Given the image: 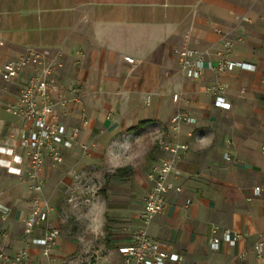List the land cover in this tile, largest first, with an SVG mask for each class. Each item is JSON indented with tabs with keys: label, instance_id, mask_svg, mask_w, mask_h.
<instances>
[{
	"label": "crops",
	"instance_id": "crops-1",
	"mask_svg": "<svg viewBox=\"0 0 264 264\" xmlns=\"http://www.w3.org/2000/svg\"><path fill=\"white\" fill-rule=\"evenodd\" d=\"M224 39L233 42L227 58L255 67L216 72ZM183 47L204 52L202 77L181 71L176 49ZM28 48L61 52L52 96L66 100L59 110L67 133L78 129L63 147V161L45 155L43 195L51 205L49 225L60 235L48 255L43 245L31 243L30 264H63L81 248L66 233L68 212L79 208L65 193H77L76 176L85 175L83 169L115 160L112 150V155L101 151L108 139L118 143V191L129 195L118 200V220L106 228L105 244L101 205L86 206L84 253L97 244L108 249L96 261L84 257V264H123L119 248L140 224L151 166L168 153L161 140L189 145L176 161L177 172L169 175L174 188L165 207L148 227L170 253L181 256L166 264H264V249L256 248L264 242V0H0V64ZM32 73L27 66L16 80H3L0 98L15 101ZM215 81L224 83L229 107L218 105L208 90ZM9 113L4 116L10 121L0 122V171L13 181L25 179L29 193L22 195L19 185L0 199L8 207L0 219L5 233L0 242L14 254L25 244L22 219L33 190L22 139L29 122ZM178 113L194 120H183L177 129L172 118ZM83 144L89 145L88 154ZM142 147L145 161L135 166L128 159ZM127 165L132 170H124ZM35 235L41 236L42 228ZM97 235L100 242L93 245Z\"/></svg>",
	"mask_w": 264,
	"mask_h": 264
},
{
	"label": "built area",
	"instance_id": "built-area-1",
	"mask_svg": "<svg viewBox=\"0 0 264 264\" xmlns=\"http://www.w3.org/2000/svg\"><path fill=\"white\" fill-rule=\"evenodd\" d=\"M233 42L224 39L225 53H222L217 63L213 66L216 72L224 73L236 66L241 68H254L253 64L237 62L227 58V51ZM179 58L180 69L192 78H200L204 74V52L183 47L176 49ZM61 52L52 48H28L15 58L0 64V78L5 82L16 80L21 70L31 66L33 73L20 86L15 101L6 105V110L14 115L20 116L29 122L27 131L22 135L24 144L28 146V174L32 182L33 195L31 198V209L22 219L24 246L14 254H10L3 242H0V264H30L31 243L43 245L44 254H50L56 238L60 235L58 228L49 224V213L51 205L43 195L44 176L41 171L44 165L45 155H48L54 162H61L64 158L63 147L70 144L76 137L78 129L75 128L71 134L67 133V126L61 118L59 107L65 104L66 100H54L52 93L57 86V72L61 66ZM129 62H134L133 57H127ZM224 83L215 81L208 87L216 96V103L222 107H229L224 92ZM74 100H79L77 88ZM183 120L193 121L192 117L178 113L172 118L175 127L179 129ZM87 123V121H85ZM161 144L168 152L158 162L153 163L149 171L150 188L145 196L144 206L140 212L139 226L131 233L129 242L120 246L119 250L123 255V264H166L170 260L180 259L179 254L170 253L163 242L154 238L148 231L149 224L154 216L163 211L166 204L167 193L174 188L169 181V175L177 172L176 161L182 153L188 149L187 143L179 141H164ZM83 151H89V145H82ZM264 150V143L262 145ZM180 190V187H176ZM261 189L257 188L256 193ZM78 196L72 193L69 201L79 203ZM90 202L89 197L83 199ZM8 214V207L0 203V219L4 220ZM42 228V235L37 237L36 230ZM218 228L215 226L212 232L215 234ZM0 233H5L0 230ZM224 238L231 241L229 230H225ZM218 239H212V246L217 248ZM259 253L264 249V242L256 245Z\"/></svg>",
	"mask_w": 264,
	"mask_h": 264
},
{
	"label": "rangeland",
	"instance_id": "rangeland-1",
	"mask_svg": "<svg viewBox=\"0 0 264 264\" xmlns=\"http://www.w3.org/2000/svg\"><path fill=\"white\" fill-rule=\"evenodd\" d=\"M0 56H1V50H0ZM10 59L11 58H7L5 61L7 60L9 61ZM4 83L5 82L0 78V89L2 85L4 87L5 85ZM7 103H9L8 100H4L0 98V122H3L4 120L10 121V118L7 119L4 116V114L6 113L10 115V113L6 111ZM154 140L156 141L157 139ZM113 141H114L113 139L110 140L108 139L107 143L105 141L102 144V146H104L105 148L101 151H103L107 155L112 150L115 154L114 155L115 160L105 163L101 168L94 167L91 170L83 169L85 175L76 176V182L80 189H76L77 193L75 192L73 193L78 196L77 200L79 203L76 205V202L69 201L68 198L71 192L67 191L68 193H65V199H68V202H70V204L73 205V208H79L75 212H68L66 233H68L69 236L73 237L77 242H79L81 248L77 251L76 254H72L73 258L72 256L70 258H67L63 264H84V257L86 258V261L88 260L96 261L98 254H102L103 251H106L105 249H108V246L105 245V247H103L104 249L100 250L97 244L100 242L98 235L95 238L96 241H93L92 243L93 245L97 244V246H92L90 253H84L82 245L84 243L83 237L86 234V227H87L86 221L88 220L87 219L88 217H86L88 212L86 211V206L88 204H92L93 202H99L101 205L100 210L101 212H103L104 215L102 216L103 225L101 230V238H102L101 243H104L105 241L104 235L107 233L106 228L109 227V224H113L116 220H118V215H115L118 212V200H123L125 196L129 195L128 192L124 193L118 191V174L120 172V169L118 168V143H113ZM93 150L95 152L97 151L96 149H92V151ZM145 152H146V147H142L140 154H137L131 157L130 159H128L129 162L134 163L135 166H141V162L145 161V159L143 158ZM84 153L88 154L89 152L85 151ZM110 155L112 154L110 153ZM128 155L129 154H126V156ZM130 169L132 170V167L130 165L124 167V170L126 171ZM23 180L25 179H20V180L18 179L14 181L10 180L5 176L3 171H0V199H4L9 197L10 195L15 194L14 189L19 185H21L20 187L22 188V192H23L21 194L24 195L25 197H28L29 193L27 190V186ZM85 197H89L90 202L83 201ZM104 207L107 208L104 209ZM95 250H97L96 251L97 253H94ZM89 255L90 257H86ZM74 258L75 260H77L76 261L77 263L76 262L74 263Z\"/></svg>",
	"mask_w": 264,
	"mask_h": 264
},
{
	"label": "trees",
	"instance_id": "trees-1",
	"mask_svg": "<svg viewBox=\"0 0 264 264\" xmlns=\"http://www.w3.org/2000/svg\"><path fill=\"white\" fill-rule=\"evenodd\" d=\"M146 122H147V121L140 122V125H141V124H144V123H146Z\"/></svg>",
	"mask_w": 264,
	"mask_h": 264
}]
</instances>
